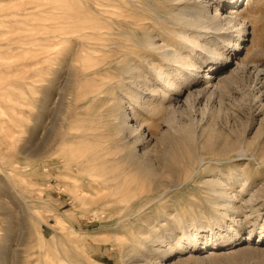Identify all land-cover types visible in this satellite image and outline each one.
I'll use <instances>...</instances> for the list:
<instances>
[{"label":"rangeland","instance_id":"rangeland-1","mask_svg":"<svg viewBox=\"0 0 264 264\" xmlns=\"http://www.w3.org/2000/svg\"><path fill=\"white\" fill-rule=\"evenodd\" d=\"M231 1L0 0V264H264V0L179 35Z\"/></svg>","mask_w":264,"mask_h":264},{"label":"bare ground","instance_id":"bare-ground-1","mask_svg":"<svg viewBox=\"0 0 264 264\" xmlns=\"http://www.w3.org/2000/svg\"><path fill=\"white\" fill-rule=\"evenodd\" d=\"M123 2H122V4H128V2H131V1H133L134 2V0H122ZM172 1V0H171ZM175 1V0H174ZM182 1V0H181ZM242 1H246L245 2V6H247L248 5V3L251 1V0H232L231 2H230V4L228 5V7H227V9H229L230 11L226 14V16L225 17H223V18H220L219 16H218V10L214 7L213 9H214V15L213 16H211V15H209V14H207V13H205L206 11H205V9L202 7H199V9H197V10H195V11H193V12H191V13H189V14H186L185 12L184 13H182L181 14V19L182 20H184L185 21V23H186V25L187 26H190V27H193L194 29H196V34L198 35L197 37H192V38H189V35L186 33L187 31L186 30H182V33L181 34H179V35H181V37L184 39V41H186V42H188L191 46H192V48L193 47H199V48H202V49H204L205 47L204 46H199L198 45V40L199 39H202V38H204L203 36H205V35H201L200 33H203V30H205V31H209V30H214V31H216L217 29H219V28H221L223 25H226V26H228L229 27V25H232L234 22H235V18H237V15H236V11H235V8L237 7V6H239L240 4H239V2H242ZM141 2V1H140ZM142 2H143V0H142ZM167 2V1H166ZM138 3V2H137ZM140 4V3H139ZM124 5V6H125ZM143 5V4H142ZM243 5V4H242ZM127 7H128V5H127ZM136 7V6H135ZM122 9H124V8H122ZM146 9V8H145ZM156 9V8H155ZM126 10V9H125ZM139 10V9H138ZM148 10V9H147ZM164 10V9H163ZM184 10V9H183ZM122 11V10H121ZM140 11V10H139ZM173 12V11H172ZM113 13V12H112ZM115 13V12H114ZM119 13V12H118ZM121 13H123V12H121ZM208 13H209V11H208ZM111 14V13H110ZM120 14V13H119ZM124 14V13H123ZM126 14V13H125ZM128 14V13H127ZM111 16H114V15H111ZM122 16V15H121ZM125 18V17H124ZM126 18L128 19L129 17H127L126 16ZM131 18V17H130ZM176 18H177V16H176ZM91 19V18H90ZM186 19V20H185ZM131 20V19H130ZM134 20H136V19H134ZM220 20H222L223 21V25L222 24H220L221 22H219ZM124 21V20H123ZM140 21V20H139ZM165 21V20H164ZM90 22H92L93 23V19L90 21ZM131 22H132V20H131ZM225 22V23H224ZM132 23H135V21H133ZM89 24H91V23H89ZM119 24V23H118ZM121 24L123 25V26H126L125 25V23L124 22H121ZM147 24H149V23H147ZM96 25V24H95ZM100 25V24H99ZM103 25V24H102ZM127 25H130L129 23L127 24ZM134 25V24H133ZM59 26V25H58ZM64 27V26H63ZM72 27V26H71ZM99 27V26H98ZM103 27V26H102ZM104 27H107V25L105 26L104 25ZM103 27V28H104ZM121 27V26H120ZM60 28V27H59ZM59 28H57L58 30H59ZM62 28V27H61ZM77 28V27H76ZM75 28V26H74V28H68V29H66L67 31H65V29H63L62 30V32H63V35H68L69 36V34H74V33H77L79 30H77ZM80 27L78 26V29H79ZM109 28H111V27H109ZM129 28V27H128ZM178 28V27H177ZM51 29V28H50ZM54 29V28H53ZM56 28H55V30H57ZM81 29V28H80ZM83 29V28H82ZM81 29V30H82ZM101 28H95V27H88V28H85L84 29V33L82 32L81 34H83L84 35V37L86 38V40H87V42L86 41H84V42H86V47H87V49L89 50V52L91 51V54H97V53H101V52H103V51H106V49L108 48V46L107 45H104V43H107V42H109V40H111L114 36H116V35H120V33H118L117 32V34L116 35H114V34H103V33H100L99 32V30H100ZM132 29V28H131ZM151 29V28H150ZM85 30H87L88 32H86L85 33ZM135 30H136V28H135ZM51 31V30H50ZM103 31V30H102ZM133 31V30H132ZM53 32V31H52ZM52 32H50V33H52ZM105 32V31H104ZM108 32V31H107ZM130 32H131V30H130ZM175 32V31H174ZM217 32V31H216ZM46 33V32H45ZM45 33H43V36L45 37ZM58 33H60L59 31H58ZM127 33V32H126ZM154 33V32H153ZM48 34V33H47ZM200 34V35H199ZM57 34H55V36H56ZM61 35V33L59 34V36ZM52 36V35H51ZM54 36V35H53ZM67 36V37H68ZM48 37H50V36H48ZM70 37V36H69ZM159 37V36H158ZM55 37H53L52 39H54ZM117 37H115V39H116ZM51 39V40H52ZM56 39V38H55ZM63 39V38H62ZM65 39H67L66 37H65ZM74 38H72V40H73ZM81 39H84V38H81ZM120 39V38H119ZM125 39V38H124ZM198 39V40H197ZM60 40V39H59ZM112 40H114V39H112ZM126 40V39H125ZM128 40V39H127ZM50 41V40H49ZM55 41H57V40H55ZM66 41V40H65ZM81 41V40H80ZM128 41H130V40H128ZM157 41V40H156ZM200 41V40H199ZM51 42V41H50ZM53 42H54V40H53ZM102 43V42H104V43H102V44H98V43ZM149 42H151V43H153V41H151L150 39L148 40V43ZM58 43V42H57ZM60 43H63V42H59V44ZM132 43V42H131ZM200 43V42H199ZM58 44V45H59ZM76 44H79L80 45V43H76ZM84 44V43H83ZM121 44H123L122 42L121 43H117V44H115V45H113V46H115V47H117V48H119L118 46H120ZM133 44H135V43H133ZM155 44V43H154ZM201 44V43H200ZM205 44H206V42H205ZM48 45V44H47ZM46 45V46H47ZM55 45H56V43H55ZM129 45V44H128ZM131 45V44H130ZM129 45V46H130ZM148 45V44H147ZM182 45V44H181ZM51 46V45H50ZM77 46V45H76ZM75 46V47H76ZM112 46V45H111ZM176 46V45H175ZM45 46H43L42 48H44ZM54 47V46H53ZM52 47V48H53ZM189 47V46H188ZM46 48V47H45ZM55 48V47H54ZM78 48V47H77ZM134 48V47H133ZM137 48V47H136ZM152 48V47H151ZM169 48V47H168ZM198 48V49H199ZM207 48V47H206ZM51 49V48H50ZM50 49H49V51H50ZM179 49V48H178ZM45 50V49H44ZM44 50H43V52H44ZM46 50H48V49H46ZM170 50H171V48H170ZM174 50V49H173ZM182 50V49H181ZM108 51V50H107ZM42 52V53H43ZM46 52V51H45ZM125 53V52H124ZM56 54V53H55ZM79 54V53H78ZM126 54V53H125ZM215 53H214V51H211L210 53H209V57L210 56H212V55H214ZM75 55H77L76 53H75ZM74 55V56H75ZM89 55V54H88ZM94 55V56H95ZM101 55V54H100ZM122 55V54H121ZM98 55H96V57H97ZM163 56H166V57H169V59L172 61V63H174V64H176V65H178V66H181L182 68H184V69H189V68H191V69H193V65L192 64H190L189 62H187L186 61V58L183 56V53L180 51V50H174V51H165L164 52V55ZM46 57V56H45ZM44 57V58H45ZM80 57V56H79ZM87 57H89V56H87ZM89 58H94L93 56L92 57H89ZM81 59V58H80ZM102 59H104L103 57H102ZM65 60V59H64ZM104 60H106V59H104ZM188 60V59H187ZM43 61H45V60H43ZM47 61V60H46ZM72 61V60H71ZM97 61V60H96ZM100 61V60H99ZM99 61H97V62H99ZM79 62H80V60H79ZM95 62V61H94ZM97 62H96V64H97ZM105 62V61H104ZM74 63V62H73ZM101 64H102V62H101ZM92 66L91 67H93V64H91ZM104 65V64H103ZM99 66H101L100 65V63L98 64V67ZM98 67H96V69H97V71H98ZM89 69V68H88ZM93 69V68H92ZM91 69V70H92ZM106 69V68H105ZM125 69V68H124ZM127 69V68H126ZM195 69V68H194ZM94 70V69H93ZM92 70V71H93ZM96 71V70H95ZM134 71V70H133ZM158 71V70H157ZM189 71V70H188ZM184 72V71H183ZM130 73V72H129ZM134 73V72H133ZM156 73V72H155ZM158 73V72H157ZM96 74H99V73H96ZM107 74V73H106ZM159 74V79H162V80H164L165 78L164 77H166L165 75H163V74H160V73H158ZM126 76H128V75H126ZM92 79V78H91ZM123 79V78H122ZM210 79V78H209ZM119 81V80H118ZM124 81V80H123ZM169 80L167 79V82H168ZM91 82H95V81H91ZM164 82V81H163ZM87 84H88V82H87ZM111 84V83H110ZM175 85V84H174ZM91 86H94V84L92 85L91 84ZM103 87H105V86H103ZM176 87V86H175ZM95 88H96V83H95ZM99 88V87H98ZM97 88V89H98ZM107 89V88H106ZM94 90H96V89H94ZM93 90V91H94ZM107 91V90H106ZM98 92V91H97ZM105 92V91H104ZM91 94H92V92H90ZM89 93V94H90ZM98 94V93H97ZM93 95V94H92ZM105 96V95H104ZM103 98V97H102ZM101 98V99H102ZM104 99V98H103ZM102 99V100H103ZM177 99V98H176ZM105 100V99H104ZM178 101V100H177ZM103 102H105V101H103ZM126 104V103H125ZM128 111L130 110V108H128L127 109ZM129 115V116H128ZM175 115V114H174ZM122 116V115H121ZM175 118V117H174ZM122 120V119H121ZM120 120V121H121ZM131 121H133V120H131V117H130V114H126L125 113V115H124V118H123V120H122V123L124 124V126L122 127L123 128V130L125 129V130H129V131H132L134 128H133V126H129V123L131 122ZM135 121H136V119H135ZM173 122V121H172ZM122 124V125H123ZM169 124H171V123H169ZM41 126V125H40ZM127 127V128H126ZM124 132H126V131H124ZM61 134V133H60ZM61 136V135H60ZM61 138V137H60ZM64 141V140H63ZM61 142L59 141L58 142V144H60ZM63 143V142H62ZM134 144V143H133ZM135 145V144H134ZM54 146V145H53ZM92 147V146H91ZM92 149V148H91ZM94 149V148H93ZM92 149V150H93ZM88 151V150H87ZM94 151V150H93ZM96 151V150H95ZM89 153V152H88ZM96 153V152H95ZM98 155V154H97ZM91 156V155H90ZM97 157V156H96ZM138 158V157H137ZM87 160V159H86ZM93 161H94V159L92 158V156L86 161V165L88 166H90L89 168L91 169V172H89V176L88 177H90L92 180H93V182L100 176V175H104V173H107L108 174V170H107V168L106 167H104V166H100L99 168L101 169V170H97L95 173H93V171L96 169L94 166H96V164L95 163H93ZM91 162V163H90ZM105 162V161H104ZM103 163V162H102ZM107 163V162H106ZM108 164V163H107ZM94 165V166H93ZM109 169V168H108ZM84 172H85V170H84ZM97 172H100V174L99 175H97ZM88 174V173H87ZM97 180H99V178L97 179ZM106 181V180H105ZM97 181H95V183H96ZM99 182V181H98ZM101 183V182H100ZM107 184V183H106ZM220 185V184H219ZM94 186H95V184H94ZM99 186H101L100 184H99ZM96 187V186H95ZM98 187V186H97ZM103 188L105 187L104 186V184H103V186H102ZM219 187V186H218ZM86 188V187H85ZM103 188H101V189H103ZM108 188H111L110 186H108ZM118 188V187H117ZM116 187H113V189H117ZM97 189V188H96ZM100 189V190H101ZM105 189H107V187L105 188ZM109 190V189H108ZM219 190V189H218ZM217 190V191H218ZM89 191V190H88ZM101 191H98L97 193H100ZM82 193V192H81ZM103 194V193H102ZM82 195V194H81ZM101 195V194H100ZM94 200V199H93ZM211 253V252H210Z\"/></svg>","mask_w":264,"mask_h":264}]
</instances>
